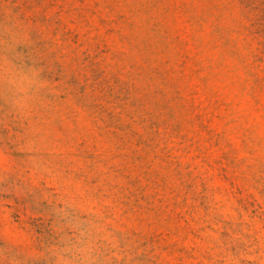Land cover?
<instances>
[{
	"label": "rangeland",
	"instance_id": "obj_1",
	"mask_svg": "<svg viewBox=\"0 0 264 264\" xmlns=\"http://www.w3.org/2000/svg\"><path fill=\"white\" fill-rule=\"evenodd\" d=\"M0 264H264V0H0Z\"/></svg>",
	"mask_w": 264,
	"mask_h": 264
}]
</instances>
